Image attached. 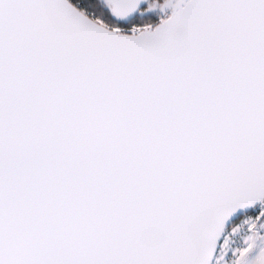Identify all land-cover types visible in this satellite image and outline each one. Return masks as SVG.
I'll return each instance as SVG.
<instances>
[{
  "label": "snow or ice",
  "instance_id": "6c2138e0",
  "mask_svg": "<svg viewBox=\"0 0 264 264\" xmlns=\"http://www.w3.org/2000/svg\"><path fill=\"white\" fill-rule=\"evenodd\" d=\"M0 264H264V0H0Z\"/></svg>",
  "mask_w": 264,
  "mask_h": 264
}]
</instances>
